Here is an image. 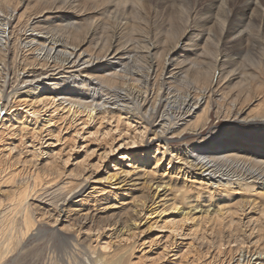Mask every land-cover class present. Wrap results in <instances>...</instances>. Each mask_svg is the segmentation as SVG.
Returning a JSON list of instances; mask_svg holds the SVG:
<instances>
[{
	"label": "bare ground",
	"instance_id": "bare-ground-1",
	"mask_svg": "<svg viewBox=\"0 0 264 264\" xmlns=\"http://www.w3.org/2000/svg\"><path fill=\"white\" fill-rule=\"evenodd\" d=\"M10 2V0H1V3H4L5 7L2 8L0 6V66L3 67V69L2 67L0 68V81H3L2 84L0 82V105L4 101L5 107H3V109L6 111L10 109V107L12 109L13 106H11V103H16L17 99H19V106H21L23 103L29 106L30 109L34 108V106L36 108V105L38 106L40 104H44L46 106L47 104H50L51 107H54L58 102L61 105L65 104V107L63 109L66 110V114L85 115L88 121L94 120L96 117H98L99 120H106V118H109V120H115L117 124L121 123L122 125L124 123L128 128L132 127L131 123H137V126H141L143 128L141 130L142 134H139L141 139L143 138L144 133L147 130L148 132L150 130L154 138H158L161 141H164L166 144H170L171 142L170 139L167 138L168 136H172V138L176 137L178 139L182 135H184V133L186 134L189 130H191L193 126L195 127V129H193V133L199 134V131H201L200 135H202L204 128L200 127V129H196V127H198L202 118L208 120L209 114L213 110H215V116L218 117V119L222 117V119L229 121V123H231L232 121H238L244 112L243 109L239 107V105L241 106V104H238L237 102L238 100L240 101L239 96L241 93L235 96L232 95L234 92L231 91V95L228 94V96L226 94L228 96L227 97L225 93L218 96V92H220V84L224 85L227 83H232V79H235V75L239 77L238 75L240 74V77H246L248 74H250V78L252 79V81L257 77V74L255 75V71L253 69L250 70L251 72L245 69L244 72H248L246 74L242 72L241 67L236 69L235 66L239 64V60L243 55L242 53L244 49L247 48L245 37L249 33L248 31L250 27L255 25V22H257V24L260 26V34L262 35L261 28L264 27V0H220V5L224 8L223 12L225 13V16L222 15L224 16V18L219 20V16L217 14L214 21L212 19L213 12H211V14L204 20V25L198 27L199 24H197L198 26H196V28L200 29L201 31V37H197L200 38L202 42L204 41V43L213 41L212 36L214 33L212 30L214 29L213 27L215 25L210 27L212 25L211 22L217 23L218 21L222 26L221 33L218 35V38H216L218 41L213 43L218 44H216L217 46L215 52H212V54L214 55L211 58V61H209V57L211 55L208 57L205 54L204 49H202L201 53L198 50L192 52L191 49L195 48L196 45L189 46L187 43L186 44L188 45V48H186L187 50L190 49L192 53L188 52L187 50L185 51V48H183L184 51L180 50V45L178 46V49V47L176 46L178 43L176 42L175 46L177 47V49L166 52L165 45L167 42H163L164 40H166V37L162 41L159 36L154 35L152 32H149V27H146V24L150 21L153 12H160V8H165L164 10L166 11L168 6L171 5L172 1L157 0L155 2L154 0H34L36 4L34 9L36 10L37 14L34 17V14L31 15L32 17H29L27 20H23L21 16L20 18H16L15 12L17 11L18 3L15 2V4H11ZM198 2L199 0H193V6H197ZM146 3H149L150 6H145ZM188 5V3L186 4L183 1L178 2L177 0L172 3V7L176 8L177 10ZM29 9H26V11H28ZM88 10H91L93 13H90ZM197 11L195 10V12H189L190 15L188 16L187 20L188 23L191 22V24H193L195 22L196 18H198L199 16L198 15L196 17L195 15ZM122 12L124 13V15L130 14V18L132 16L131 14L137 13L135 21L136 26L138 24V21L140 20L141 22L139 23V25L142 28L139 26H137V28L139 31H145V35L136 34L138 36L135 35L136 37L131 38V41L129 40L126 45H124V41L122 42L123 39L121 31H112L111 36H105V32L107 30L105 32L103 31V29L106 28L107 24H109L108 22L106 23V21H115V18L118 17ZM161 12L163 14V11ZM182 12L184 13L183 10ZM187 12L185 10V13ZM91 14L95 15L98 18H95V16H91ZM176 15H178V12ZM47 16L49 17L47 18ZM128 17L127 19H129ZM166 17L170 16L166 15ZM177 17L179 19V15ZM201 17L203 18V15ZM122 19L124 20V18H121L120 20ZM123 22L126 23V21ZM172 23L174 22L172 21ZM191 24L189 26L188 24L186 25L184 33H182L183 35L179 34V36H182L180 38V41L184 40L189 32L195 30L193 25L191 27ZM116 25L117 23L115 24V26ZM121 25L123 24L121 23ZM144 27H146V29H144ZM18 28L23 29L20 31ZM130 28L132 29V27ZM183 29L184 28L182 27L181 31ZM134 33L131 32V34H133L132 36H134ZM173 33L175 34V32ZM170 35L169 37L171 38L172 36ZM80 36L82 37V39H79ZM174 37H176L177 39L176 34ZM230 41L234 43L231 45V49L235 51L234 53L226 54L223 47L225 46L226 42ZM125 42H127L126 39ZM202 42L200 44H203ZM256 43H258L257 52L261 51V54H263L264 38L256 40ZM87 44L91 45L92 47L86 52L84 48ZM248 46L250 47L249 44ZM201 47L202 45L200 46V48ZM171 48H173V46ZM178 53L186 54L183 61L181 57L182 62L179 60L176 61V57H174ZM24 54L30 55L31 59L27 58V55ZM190 55H192L193 58L195 57V59H189V57L192 58V56ZM140 62H144L146 65H142L143 67L137 68V66H141ZM261 64L264 63H259L258 61L256 63H253V65L256 66V71L260 69ZM12 65H15L22 69H24V67H27V69L29 70H26L23 72V74H19L11 78L9 77L8 69ZM36 66L39 67V69L35 68ZM238 66L239 65H237V67ZM249 67L247 69H249ZM243 68L244 67L242 65V69ZM10 69L12 70V68ZM236 70L237 72H235ZM65 76L68 78H64ZM69 82H72V85L68 86ZM239 85L241 86V83ZM72 86V92L69 93L68 89ZM224 88L226 89V87ZM112 90H114L113 93L111 92ZM9 100L12 102H9ZM16 112L17 111L13 110L12 113L8 114L9 116H12L11 119L14 121V123L16 125H21V127L28 126V117H23V114H15ZM29 112L30 111L28 110V112L26 113L29 114V116L32 115L31 117L36 118V122L38 123L39 115L36 114L37 111L33 113ZM123 115L126 118V120L124 121L121 120L123 118ZM252 116L253 117H248L247 119H240L239 123L241 122L247 128H264V112H262L258 116ZM3 121L10 123V120L9 118L7 119V117H5ZM52 122L53 119L50 118L45 120L43 125L45 126V128H52ZM15 124L11 123V127H16ZM16 128L18 129V127ZM240 134L241 133L237 131V135L235 137L238 136V138L241 139L242 137L240 136ZM209 137L212 138L213 135H210ZM135 139H137L136 136ZM257 140L260 141L259 138ZM255 142L256 141H253V143ZM251 144L252 141L245 140L243 143L238 142L233 150L223 151L222 149L220 150L217 148L216 152L208 151L205 153V155L199 157L198 159H191V155L189 154L190 152H194L195 148L185 154L175 153V156H177V158L180 159L183 164H185L186 169H189L191 171L194 181L198 185H200V187L222 188L229 185L235 188L238 186L240 187L242 182L248 181L249 179L250 181H252L245 183V185H253L254 187H252L251 190L255 193L257 192L255 188L257 182L263 186H261L262 188H264V176H261L260 174L264 171V163L259 162L255 159L252 160L251 158L246 156L259 157V155L261 154L256 153L264 152V147H252ZM131 145H137V141H134ZM165 146L163 147L165 148ZM221 146L224 145L221 144ZM200 147L203 149V144L200 145ZM170 153L172 152L170 151ZM207 153H210L212 155L208 156L206 155ZM156 161L160 162V159H156ZM146 162L148 161L143 160L144 164ZM171 162L172 160L170 161V163ZM239 162L241 163L239 164ZM43 169L44 171L42 175L38 172L35 173L34 179L36 186L38 183L42 184L45 182V184H47L50 181H53L55 179L57 180L58 176H60V173L58 172H56L55 175H52V170L54 169L51 168L49 162L45 164V167ZM176 169L184 170V167H176ZM48 170L49 173L46 174ZM233 170L236 171L233 172ZM231 172H233V174ZM128 173L132 172L129 171ZM156 173H152V171H149V173L144 174V177L146 178L144 184H147V188L152 190V192L150 191V193H146L145 189L135 188L137 189L135 191H142L143 194L140 204H133V202L135 201L132 200V215H140V212L145 208V206H147V204H155L157 198H160L161 196L163 197V199L167 200L166 203L171 204L169 206V210L167 211H170L171 213H174V211L177 212L178 214H180V217L182 216L183 220L186 222L190 220L194 221L195 219L199 220L200 218L202 219V217H206L207 219L210 218V216L214 215H211V211L217 209V206L210 203L206 207L202 204L196 203V206H191L187 209L182 208V210L179 209V205L177 204V198H179V194L173 198H171V194H176V192L178 191L181 192V196L182 194H186V180H183L184 186L182 187V189H180L176 187V184L172 186V176V178L170 177L168 180L164 178H160L159 180H157V178L154 177V174ZM169 174L172 175L173 173L170 172ZM187 174L188 173L186 172L185 174L184 171V176H187ZM255 174H258V176H254ZM43 175H47L46 178L48 177L50 181L46 183V181H44L45 176ZM15 176L16 177H14V182L16 183V185H13L18 187H20L21 185V187H23L27 184V187L26 190L23 191L20 189L17 195L14 194L15 191L14 193L12 191L13 195L17 196V199L15 198V201L13 200V205H15L14 208L16 210L13 208V210L15 211L10 212L14 213V216H12L11 219H8L7 216L5 217V219H7L6 225H8V227L6 226V228H9V230L4 231L5 234H7L5 238L0 241V263L5 262L7 256L12 252L13 248L16 246L18 248V245L22 242H25L24 240H26L28 237L37 238L41 236L44 237L46 235H49L51 238L52 235L58 237L62 241V246L64 244V240H66L72 245L73 249L79 248L82 245V242L86 240H92L93 237L97 240L100 247L89 252L90 256L92 257H87L86 261H84L81 256H75L76 254L73 253L72 255H70L71 257H69V264H78L77 262L80 260L82 262H79L80 264L124 263V256H121V254L120 256H118L117 253H115L119 248L118 244L115 242L121 243L123 242V240H132L133 237L137 235L135 233L137 223L134 221V218L129 217V214L126 213L125 219H117L113 221L114 223L109 226L103 225L101 223L96 224V216L101 212H106L111 207L108 205L105 206V208H102L104 204L111 203L104 198H97V202H95L96 200L94 201V205L92 208H85V210H75L73 207L81 206L80 203L76 205L73 203L72 200L75 199V197H78L79 195H81L82 197V195L88 190H93L97 193L95 187L91 189V186L87 184L89 181V177H83V179H80V181L75 182L74 185L70 184L71 187H68L69 189L67 188L66 184V187H63V189H61L64 192L59 189L58 193L61 194L56 197L54 196V198H56V201L54 200V204L43 203V205H41L36 204V200H34V202L32 203L28 200L30 197L29 192H27L29 184H21V179H17V174ZM53 176L54 179H52ZM117 176H119V174L113 175L110 179L115 180ZM126 184L120 181L116 183L114 185L115 187L113 188L114 190H116L115 192H107L103 190V188H101V194H99L98 197H104L105 194L107 196L108 193L112 194L110 196L117 197V193L123 191V187ZM6 186L8 185L6 184ZM12 188L14 189V187ZM0 195H2L1 191ZM1 197L2 196H0V199ZM92 197L93 194L91 195V198ZM83 201L84 200H82V202ZM10 204L12 205V202ZM1 206L3 205L1 204ZM112 207H114V204L112 205ZM51 209H53V212H51L52 214L50 213L49 217L51 218V224L53 225H59L58 219L60 218L62 213V215L68 219L67 222L70 221L69 218L73 214L76 215V218L73 220L72 224H67L61 221L59 226H65L61 227L60 229L54 228L50 230H43V219H41V215L43 213H41V210H44V214H48V212L46 213V211H51ZM82 211H84L85 213L83 214ZM260 212L262 214V211ZM220 213L221 211L215 213V220L216 218L218 219V215ZM16 216L21 217L20 223L17 221ZM223 217L225 218L224 215ZM211 220L214 221L213 219ZM219 220L216 221L219 222ZM259 221H262V219ZM232 223L233 221H231V228H233V225L235 226V224ZM239 223L240 222H238V224ZM87 224H90V229L87 230L88 233L92 234V232L96 231L94 232L95 234L93 236L88 234H81L85 230ZM260 225L263 226L264 223H260ZM110 226H114L116 229H114V231L110 233L109 236H106L104 231L106 227ZM260 230H263V228H261ZM260 230L259 232L261 233L262 231ZM76 232L78 233V236H76L75 238L72 236V234H76ZM104 238L111 240L109 241V243L103 246L101 242L105 240ZM261 247L263 248H260L259 246V253H257L255 257L257 259L254 262H251L252 259H250V255L245 256L244 251L240 253V258H238L234 263H231L264 264V246ZM73 260L75 261V263L73 262ZM128 264L134 263L130 261Z\"/></svg>",
	"mask_w": 264,
	"mask_h": 264
},
{
	"label": "rangeland",
	"instance_id": "rangeland-1",
	"mask_svg": "<svg viewBox=\"0 0 264 264\" xmlns=\"http://www.w3.org/2000/svg\"><path fill=\"white\" fill-rule=\"evenodd\" d=\"M10 1L11 4H15V2L18 3L17 11L15 12L16 18L18 17L20 18L21 16L23 20H27L29 17H32L31 15L34 14L33 15L34 17L37 14L36 10L34 9L36 5L34 0H25V1L10 0ZM154 1L156 2L157 0ZM168 1H172V2L171 5L168 6L166 11L164 10L165 8H160V10L163 11V14L161 11L158 13L153 12L150 21L147 22L146 24L147 25L146 27H149V32H152L154 35L159 36V38L162 41L166 37L165 38L166 40L163 41L164 43L167 42L169 44L168 45L166 43L165 45L166 52L177 49L179 45H180L179 46L180 50L182 51H184L183 48H185L186 51L188 45L189 46L196 45L197 47L195 46V48L191 49L192 52L198 50L201 53L202 49H204L205 54L208 57L211 55L209 57L210 59L209 61H211V58L214 55L212 54V52L213 53L215 52L217 46L216 44H218V43L215 44L213 43L218 41L216 38H218V35L221 33L222 26L218 21L217 23L211 22L212 25L210 27H212L213 25L215 26L213 27L214 29L212 30L214 33L212 36L213 41L209 43L207 42L204 43V41L202 42L200 38H198L201 37L200 36L201 31L200 29L196 28V26H198L197 24H199L198 27L204 25L203 24L204 20L211 14V12H213L212 19L214 21L216 19L217 14L219 16V20L224 18L225 16L224 15L225 13L223 12L224 8L221 7L220 0H199L197 6H193V0H177L178 2L183 1L186 4L187 3L189 4L188 6L181 8L179 10L172 7V3L175 2V0H168ZM0 6L2 8L5 7V4L1 3V0H0ZM145 6L149 7L150 4L146 3ZM26 9L29 10L26 11ZM182 10L184 11V13L182 12ZM185 10L186 12L188 11L187 12L188 14L185 13ZM195 10L196 11L198 10L195 14L196 17L199 15L198 18H196L193 24H191V22L188 23L187 20H188V16L190 15L189 12H195ZM88 11L90 13H93L91 10ZM177 12L179 15V19L177 17L178 15H176ZM122 13L115 18V21L113 22L112 20L106 21V23L108 22L109 24H107V26L105 25L106 28L103 29V31L105 32L107 30L105 32V36H111L112 31H117V30L118 32L121 31L122 32L121 35L123 39L122 42L124 41L125 43L124 45H126V43H128V41L131 38L136 37L138 35H145L144 33L145 31H139L137 28V26L141 27L139 25V23L141 22L140 20L138 21V24L136 26L135 21H136L137 13L131 14L132 15L131 18L129 16L130 14L124 15V13L123 14ZM166 15L170 16L173 19H171L170 17H166ZM202 15L203 18L201 17ZM91 16H95V15L91 14ZM48 17L49 16H47V18ZM127 17L129 19H127ZM95 18L98 17L95 16ZM121 18H124V20L123 19L120 20ZM170 19L174 23H172ZM123 21H126V23ZM116 23L117 25L115 26ZM121 23L123 25H121ZM187 24L188 26L191 24V27L193 25L195 30L189 32L187 37L184 40L180 41V38L182 37L181 35H183L182 33H184ZM130 27H132V29ZM146 27H144V29H146ZM182 27L184 29L181 31ZM18 29L21 31L23 28L22 29L18 28ZM131 32L134 33V36H132L133 34H131ZM173 32H175L177 39L176 37H174L175 34ZM248 32L249 33L245 37L247 48L244 49L242 53L243 55L239 60L240 62L239 64H237L239 66L237 67L236 65L235 68L237 69L241 67L242 72L246 74L248 72H244L245 69L249 72H251L250 70L253 69L255 71V75L257 74V77L255 76L256 78L254 77L255 79L252 81V79L250 78V74H248L246 77H240V74L238 75L236 73L239 77L235 75L234 76L235 79L234 78L232 79L234 82L232 81V83L230 84L229 83L224 85L220 84L219 87L220 92H218L219 93L218 96L220 94L223 95L224 93L225 95L226 94L228 95L231 93V91L235 93L232 94L235 96L241 93L239 96L240 101L238 100L237 102L238 104H241L242 107L240 105L239 107L243 109L244 112L241 118H239V120L247 119L248 117H253L252 115L258 116L259 114L264 112V87H263L264 64L260 65V69L258 71H256V66L253 65V63L254 62L256 63L257 61L259 63L261 62L264 63V56H263L264 53L262 52L263 54H261V51L257 52L258 43H256V40H260V38H264V27L261 28V33H262L261 35L260 26L257 24V22H255V25L251 26ZM123 33L126 36H124ZM168 34L169 35L171 34L170 36H172L173 38L171 37L172 38L171 39ZM179 34L181 35L179 36ZM81 36L79 37V39H82ZM124 38L127 40V42H125ZM197 38L199 41L197 40ZM175 42L178 44L176 45ZM201 42L203 44H200ZM232 44H234L232 41L225 43L223 49L226 54L234 53L235 50L231 49ZM248 44L250 45L251 48L248 46ZM201 45L203 48L202 47L200 48ZM172 46L173 48H171ZM91 47H92L91 45L87 44L84 50H86L87 52V50L90 49ZM191 50L188 49L187 51L192 53ZM183 54L184 53L176 54L174 56L176 57V61L178 60L181 61V57L183 61L186 55ZM26 57L31 59L30 55H27ZM189 59H195V57L193 58L192 56V58L189 57ZM142 65H146V64L142 62L141 66H137V68L143 67ZM242 65L244 67L243 69H242ZM1 67L2 66H0V68ZM16 67L17 66L12 65L10 67L12 68V70L10 68L8 69L9 77L13 78L19 74H23L24 71L29 70L27 69V67H24V69L19 67L16 68ZM248 67L249 69H247ZM35 68L39 69V67L37 66ZM235 72H237V70ZM64 78H68V77L65 76ZM0 82L1 84L3 83V81ZM240 83L241 86L239 85ZM70 85H72V82L68 83V86ZM224 87H226L227 90ZM72 88L73 86L68 89L69 93L72 92ZM113 91L114 90H112L111 92L113 93ZM236 91L239 92L237 93ZM16 101H17L16 103H13L12 101L9 100V102H12L11 106L13 107L12 109L10 107V109H8L7 111L3 109V107H5L4 101L0 105V184L2 182L0 186V191L2 193V195H0L2 196L0 199L1 200L0 206L1 204L3 205L0 208V228L2 227L0 229V241L3 238H5L7 234V233L5 234L4 231L9 230V228H6V226L8 227V225H6L7 219H5V217L7 216L8 219H11V217L14 216L13 215L14 213H10L16 210L14 208L15 205H13L14 203L13 200L15 201V198L17 199V196L15 195L19 193L18 191L20 189L22 191L26 190L27 187L26 183L29 184L27 192H29L30 197L28 200L31 203L34 202V200H36L35 202L36 204H41V205H43V203L54 204V202L56 201L55 200L56 198H54V196L56 197L61 194L58 193L59 189L61 190L63 189V187H66V184H67V188L68 187L70 188L71 187L70 184L74 185L75 182L80 181V179H83V177L85 178L89 177V181L87 184L91 186V189L95 187L97 193L93 190H88L86 193L82 195V197L81 195L75 197V199L72 200L73 203L75 205L80 203L81 205L80 207L77 206L73 207L75 210H85V208H92L94 205V201L96 200L95 202H97V198H104L111 203L104 204L102 208H105V206L108 205L111 207L110 208L108 207L109 209L106 212H101L96 216L95 218L96 224L101 223L103 225L109 226L113 224L114 223L113 221L117 219L120 218L125 219L126 213L129 214V217L134 218V221L137 223V228L135 232L137 235H135L132 240H128V241L123 240V242L121 243L114 241L115 243L118 244L119 247L115 253H117L118 256H120V254L121 256H124L123 264L125 263L128 264L130 261H132L134 264H232L238 258L241 257L240 253L244 251H245V256L250 255L249 257L250 259H252L251 262H254L257 259L255 257L257 253H259V246L260 248H263L261 246H264V238H263L264 225L263 226L260 225V223L261 224L264 223V209H263L264 193H262L264 192L263 191L264 188H262L263 186L257 182V185L255 186L257 192L254 193L251 190L252 187H254L253 185L251 186L245 185V183L252 181L248 179V181L242 182L240 187L238 186L235 188L229 185L222 188L200 187V185H198L194 181L191 171L189 169H186L185 164H183V162H181L180 159H178L177 156H175V153L185 154L188 151L195 148L194 152H190L189 154L191 155V159H198L199 157L205 155V153L208 151L216 152L217 148L220 150L222 149L223 151L233 150V148L236 146L238 142L243 143L245 140L252 141L251 144L252 147L256 146L263 148L264 128L261 129H257L256 127L247 128L241 122L239 123V120L236 122L232 121L231 123H229V121L222 119V117L218 119V117L215 116L216 115L215 110H213L214 112L212 111L209 114L208 120L202 118L201 122H203L204 120L206 122L204 121L203 123H201L199 121L200 123L198 127H196V129L197 128L200 129V127L204 128L202 135H200L201 131H199V134L193 133L194 132L193 129H195V127L192 125L193 128H191V130H189L186 134L184 133V135H182L178 139L176 137L172 138V136H168L167 138L170 139L171 142L170 144L168 143L166 144L164 141H161L158 138H154L150 130L149 132L147 130L146 131L147 133L145 132L144 133L145 136L143 135V138L141 139L139 134H142L141 130L143 128L141 126H137V123H131L132 127L128 128L124 123L122 125L121 123L117 124L115 120H109V118H106V120H102V119L99 120L98 117H96L97 119L95 118L94 120L88 121L85 115L66 114L65 112L66 110L63 109L65 107V104L61 105L58 102L54 107L53 106L51 107L50 104H47V106L44 104H40L38 106L36 105V108L34 106V108L30 109L29 106L23 103L21 106H19L20 105V103L18 102L19 99H17ZM13 110L17 111L15 114H23V117H28L29 125L24 127H21V125H16L14 121L11 119L12 116L8 115L12 113ZM28 110L30 111L29 113H33L35 111L38 112V113L36 112V114L39 115L38 123L36 122V118L31 117L32 115L29 116V114L26 113L28 112ZM5 117H7V119L9 118L10 123L3 121ZM122 117H123L121 119L122 121L126 120L124 115ZM50 118L53 119L52 128H48V127L45 128L43 123L45 120ZM35 122L37 123V125ZM11 123L15 124L16 127H18V129L16 127H11ZM84 123L87 124L85 125ZM237 131L241 133L240 134V136L242 137L241 139H239L238 136L235 137L237 135ZM51 135L52 137L53 136L54 137L52 138ZM210 135H213V137L210 138L209 137ZM135 136L138 140L135 139ZM258 138L260 139V141L257 140ZM134 141H137V145L135 146L131 145ZM253 141L256 142L253 143ZM202 144L204 146L203 149L200 147V145ZM221 144H223L224 146H221ZM163 146H165V148ZM170 151L172 153H170ZM256 154H261V155H259V157L256 156L254 157L246 156V157L264 163V152H259ZM206 155L211 156L212 154L207 153ZM156 159L158 160L160 159V162L156 161ZM143 160H147L148 162L144 164ZM171 160L172 162L170 163ZM48 162L50 163L51 168L54 169L52 170V175H55V173L58 172L60 173V176H58L57 180L55 179L53 181H50L48 177L46 178L47 175H43L45 176L44 181H46V183L50 181L51 183L50 182L47 184H45V182L42 184L38 183L36 186L34 179L35 173L38 172L39 174L42 175L44 171L43 168L45 167V164ZM240 163L241 162H239V164ZM176 167L178 168L184 167V170H178L176 169ZM129 171L132 173H128ZM149 171H152V173L157 172L156 174H154V177H156L157 180H159L160 178H164L168 180L172 176L173 177L172 186L176 184V187L180 189H182V187L184 186L183 180H186L185 187H187L186 188L187 195L182 194L181 196L180 195L181 192L179 191L176 192V194L174 193L171 194V198L179 194V198H177V204L179 205L178 208L181 210L182 208L187 209L190 208L191 206H196V203L202 204L206 207L210 203L212 205L217 206V209L211 211L212 213L211 215L213 214L215 215L216 212L221 211V213L218 215V219L216 218V220H219L220 217L219 222L215 220L216 215L215 217L213 215L207 219L206 217H202V219L200 218L199 220L198 219H195L194 221L190 220L188 221L189 222L188 223L184 221L183 217L181 216L182 217L181 218L180 214H178L177 212L174 211V213H171L170 211H167L169 210V206L171 204L166 203L167 200L163 199L162 196L160 198H157L155 204L153 205L147 204V206H145V208L140 212V215L138 216L132 215L133 214L132 213L133 211H131L133 208L132 200L135 201L133 202V204L134 203L140 204L143 194L142 191L140 192L135 191L137 190L135 188L145 189L146 193H150V191L152 192V190L147 188L148 187L147 184H144V181L146 180L144 174L149 173ZM184 171L185 174L186 172L188 173L187 176H184ZM235 171L236 170H233V172ZM170 172L173 174L170 175L169 174ZM233 172L231 173L233 174ZM48 173L49 170L47 171L46 174ZM16 174L18 176L17 179L19 180L21 179V184H26V185H24L23 187H21V185L20 187L15 186L16 183L14 182V177H16L15 176ZM115 174L116 175L119 174V176H117L115 180H111L110 178ZM260 174L261 176H264V171L263 173ZM28 176L30 179L28 178ZM254 176H258V174H255ZM31 177L33 178V180ZM52 179H54V176L52 177ZM119 181L127 184L123 187L124 188L123 191L117 193L118 194L117 197L110 196L112 195L110 193H108L107 196L105 194L104 197H98V195L101 194L100 192L101 188H103V190L107 192L108 191L115 192L116 190L113 189L115 187L114 185ZM6 184L8 186H6ZM144 185L146 186V188ZM12 187H14V189ZM15 188L17 189V191ZM12 191L13 193L15 191L14 193L15 195H13ZM61 191L64 192L63 190ZM92 194L93 197L91 198ZM108 196L110 199L108 198ZM222 198L224 202L222 201ZM82 200L84 201L82 202ZM11 202L12 205L10 204ZM113 204L114 207H112ZM225 207L228 209H226ZM13 208L15 210H13ZM52 210L53 209H51V211L47 210L46 213L48 212V214H44V210L43 211L41 210V213H43L41 215V219H43V223H42L43 230L44 229L50 230L54 228L60 229L61 227L65 226V225L59 226L61 221L67 224H72L73 220L76 218V215L73 214L69 218L70 221L67 222L68 219L65 216H63L62 213L60 218L58 219L59 225H53L51 224L52 220L49 217L50 213L53 212ZM259 210L262 211V214ZM82 213L84 214L85 212L82 211ZM223 215L225 216V218L223 217ZM20 216H16L17 221L19 223L22 217ZM211 219H213L214 221H212ZM261 219L262 221H259ZM231 221H233L232 224H235V226L233 225L234 229L231 228L232 227ZM238 222L240 223L238 224ZM259 228L260 229L263 228V230H260ZM88 229H90V224H87L84 230L85 232L83 231L81 234H86V235L88 234L93 236L95 234L94 232L96 231L90 234L87 231ZM114 229H116L114 226L106 227L104 231L105 235L109 236V234L112 233ZM259 230L262 232L260 233ZM72 236L76 238V236H78V233L77 232L76 234L73 233ZM234 238H236L237 240ZM238 238L239 239L241 238L240 239L241 241ZM104 239L105 240L101 242L103 246L109 243V241L111 240L107 238ZM24 241L25 242H22L18 245V248L17 246L14 247L15 246L14 245L12 252L9 253V255L7 256L6 261L0 264H69L70 263L69 257H71L70 255H72L73 253L76 254L75 256L77 255L81 256V258L84 261H86L87 257H92L90 256L89 252L93 249L96 248L98 249L100 247L97 240L94 237L92 240H88V241L86 240L82 242V245L77 249H73L72 245L66 240H64L65 245L63 244L62 246L61 244L62 241L54 235H52V238L49 235H46L44 237L41 236L37 238L28 237ZM243 241L245 242V244ZM73 262L75 263L74 260ZM79 262H81V260L78 261L77 263L80 264Z\"/></svg>",
	"mask_w": 264,
	"mask_h": 264
}]
</instances>
